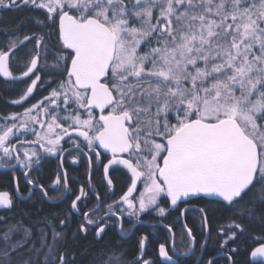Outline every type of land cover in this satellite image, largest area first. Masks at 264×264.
I'll return each mask as SVG.
<instances>
[{"label":"snow or ice","instance_id":"6c2138e0","mask_svg":"<svg viewBox=\"0 0 264 264\" xmlns=\"http://www.w3.org/2000/svg\"><path fill=\"white\" fill-rule=\"evenodd\" d=\"M21 9L34 28L0 29V79L24 86L13 105L48 94L0 116V169L23 174L27 196L12 177L17 199L39 190L41 206L15 222L0 216V264H184L182 255H195L196 264H237V242L257 228L250 256L264 264V0H0V13ZM72 150L73 163L87 159V185L80 182L77 194L67 172L63 179L57 172L56 195L49 196L31 173L45 154L60 157L62 169ZM100 165L113 194L117 166L130 174V185L93 219L103 203L92 182ZM138 182L143 190L133 197ZM69 193L75 199L65 218L44 209ZM93 195L95 206L82 211ZM13 207L10 193L0 191V209ZM169 208L200 214V254L185 225L183 254L173 233L171 251L160 243L158 257L145 258L149 233L129 259L122 241L143 215L164 218ZM217 212L228 213L229 223L209 255ZM110 228L119 239L105 240Z\"/></svg>","mask_w":264,"mask_h":264},{"label":"trees","instance_id":"16d2710c","mask_svg":"<svg viewBox=\"0 0 264 264\" xmlns=\"http://www.w3.org/2000/svg\"><path fill=\"white\" fill-rule=\"evenodd\" d=\"M3 16V19L0 20V29H3L5 31H11L13 28H15L17 25H20L21 27L27 25V29L33 30L34 26L33 24L28 21L27 17L30 15V12L28 9H21L20 11H6L1 14ZM2 34V33H0ZM23 85H11V84H5L2 79H0V116L5 115L7 113H13L17 112L18 106H13L11 104V101L13 99H17L20 95V89L23 88ZM46 93V91L44 92ZM38 98V96H33L30 101H35ZM50 174L52 175V166H50ZM85 166L78 167V180L80 182H84L86 186V175H85ZM12 177L9 172H0V190H11L12 189ZM75 192H77V186L73 188ZM63 203V205L60 204H43V207L45 210L52 209L53 207L58 210L63 211V215L59 217L60 219L65 218L68 215V208H69V199H66ZM41 206V201L35 199L33 202L25 201L22 202L17 208L13 207L11 210H5L0 209V216L8 217L12 222H15V220L23 218L22 214L24 211L28 209H32L33 211L35 208ZM187 215H192L194 217V234L197 237V247H196V255H198V248H199V242L204 239L202 230L198 231L197 229V222L199 217L198 212L190 211L187 213ZM186 215V216H187ZM25 223H28V220L25 219ZM229 223V214L228 213H220L217 212L211 217V236L207 240V254L209 255H215L219 249V242L223 239L222 236H219L218 230L221 226ZM73 226H75V217H73ZM179 229V226H178ZM151 233L149 236V242L147 244V256L145 258H151L153 256L158 257V248L160 243H165L168 247V236L169 234L162 230V229H156L154 232H145V235ZM173 233L175 236V250L184 252L181 248L186 244H188V237L186 235H181L179 233V230L175 229L173 227ZM260 235V230L254 229L252 231V237H258ZM250 237L248 234H245V237H242L240 241H238L239 245V251L235 255V260L237 261V264H249L248 262V252L258 244L253 240V238ZM117 236L116 233L113 231H108L105 240H116ZM138 238L131 237L130 239L126 241H122L124 245L128 248V258L132 259L135 255L138 254V245L136 244ZM236 245L229 244V247H235ZM169 248V247H168ZM184 260V264H194L196 260L195 255H189L186 257H182ZM204 259H207V255H205ZM218 264H223V259L218 260Z\"/></svg>","mask_w":264,"mask_h":264},{"label":"flooded vegetation","instance_id":"af4514ba","mask_svg":"<svg viewBox=\"0 0 264 264\" xmlns=\"http://www.w3.org/2000/svg\"><path fill=\"white\" fill-rule=\"evenodd\" d=\"M2 13H0L1 15ZM12 104V103H11ZM31 138V137H30ZM62 146L65 149L69 148V145L67 143H63L62 142ZM73 154L75 156H77V152L75 150H72L71 154H67L65 153L64 156V167L61 169L60 168V157H51L48 156L47 154H45L46 158L44 159V161L39 165V168L37 171H33L31 173L30 178L33 180H36L38 184H42L45 186V190H47L49 192V196H55L56 195V186L53 184V181L55 180V174L57 173V171H59L60 175H61V179H63V175L65 172H67L68 174V178H69V186L72 189L73 192L74 191V187L77 186V194H78V190L81 187V183H79L78 180V167H82L85 166V175H86V185L89 179V174L87 171L88 168V163H87V159L86 158H79L78 161L76 163H73ZM110 156V154H109ZM105 162H107V158H105ZM96 164V161L93 160V165ZM50 166H52V175L50 174L51 170H50ZM118 167V171L112 172L110 175V178L113 180V187H114V194L111 190H109L108 188V184H107V180H105L104 177V172H103V166L100 165L98 168H94L93 169V174H92V182L94 184V186L96 187V190L99 192L101 199L103 201L101 208L98 212H96L93 215V219H95L97 216H102L104 215V212L106 211V206L108 204H112L115 201H118L119 198L124 194V192L127 191V187L130 185V174H127V176L125 175V173L127 172L126 169H123L122 166H117ZM0 172H6L2 169H0ZM11 177H13V175L18 176L19 178V188L21 189V193L24 196L28 195V189H29V185H26L24 183V176L23 174L17 172V173H12L9 172ZM12 189L11 190H2V191H8L10 193V195L13 197L14 199V207L17 208L22 202L25 201H30L33 202L35 199L41 201V192L39 190L35 191V193L32 195L30 200H20L17 199V192H16V187H17V183L16 181L13 180L12 178ZM140 186V182H138L137 185V190L139 189ZM59 188L61 190H63V183L61 182V185H59ZM87 190V188H86ZM136 191L133 192V197H136ZM1 191V190H0ZM108 193L107 195H105V193ZM69 199V207L71 204V200L75 199V196L72 195L71 193L68 194V198ZM67 201L66 199L64 200V202ZM63 202V203H64ZM63 203H57L60 205H63ZM49 204V203H46ZM96 204V196L93 195L91 196V199L88 201V207L83 208L82 211H88L90 208L94 207ZM64 206V205H63ZM166 207H168V205H165ZM193 205H185V204H180L179 205V209L183 210L185 207H192ZM180 210H172L171 208H169V213L168 215H166V217L164 218H150L149 215H143L142 219L144 221V223L138 224L136 229H135V234L132 235L131 237H135V238H139L140 235L144 234L145 232H154L156 229H162L164 231H166L168 234V230L166 226H171L172 227V234H173V227L177 230H181L182 232L185 233V235L187 236V228H185V225H187L189 228H194V217L192 215H185L181 217V211ZM199 221L197 222L198 226L197 229L198 231H201L202 226H203V221L201 220V216L199 214ZM109 223H114V221H110ZM153 224V225H152ZM157 224V225H156ZM161 224V225H159ZM179 226V229H178ZM129 227V224L127 222V216L125 215V223H124V228L127 229ZM110 231H113L114 233H116L117 239H119L118 235H117V231L115 228H110ZM170 237V234H169ZM188 237V236H187ZM128 240V239H126ZM123 240V241H126ZM169 250L170 246L168 244ZM173 247V245H172ZM254 248V247H253ZM252 248V249H253ZM251 249V250H252ZM250 250V251H251ZM176 253L179 254H183L184 252L181 251H177L175 250ZM200 249L198 248V254H199ZM248 252V262L249 264H258V263H251L249 260V253ZM189 256V255H188Z\"/></svg>","mask_w":264,"mask_h":264},{"label":"rangeland","instance_id":"374dc122","mask_svg":"<svg viewBox=\"0 0 264 264\" xmlns=\"http://www.w3.org/2000/svg\"><path fill=\"white\" fill-rule=\"evenodd\" d=\"M45 91H40V92H38V93H36L34 96L36 97V96H38V98L35 100V101H28L27 103H24L23 104V107H20V106H18V105H13V106H18L19 108L17 109V112H22L23 110H24V108H27V107H29L31 104H33V103H36L38 100H40L43 96H46L48 93H47V91H46V93H44ZM18 99V98H17ZM9 114H11V113H7V114H5V115H2V116H6V115H9ZM31 138H33V137H31ZM72 157H76L74 154H73V156ZM57 172H59V171H57ZM55 175H57V173L55 174ZM55 179H56V176H55ZM61 185V184H60ZM143 190V182H140V186H139V189L137 190V192H136V197H138L139 196V194H140V191H142ZM152 216H154V217H156L157 219L158 218H161V217H159V216H156L155 215V213H152L151 214ZM198 221H199V219H198ZM228 224V223H227ZM227 224H225V225H223V226H221V227H224V226H226ZM220 227V228H221ZM179 233L181 234V235H185V233L184 232H182L181 230H179ZM168 244H170V237L168 236ZM186 248H188V244H186V246L184 245L183 246V248H181L183 251L186 249Z\"/></svg>","mask_w":264,"mask_h":264},{"label":"water","instance_id":"95a60500","mask_svg":"<svg viewBox=\"0 0 264 264\" xmlns=\"http://www.w3.org/2000/svg\"><path fill=\"white\" fill-rule=\"evenodd\" d=\"M181 217H182V215H181ZM153 225V224H152ZM157 225V224H156ZM159 225H161V224H159ZM168 230V229H167ZM169 232V231H168ZM170 234V244H169V246H170V249H172V245H173V241H172V239H171V236H172V233H169ZM258 246V245H257ZM257 246H255V247H257ZM254 247V248H255ZM251 252V251H250ZM199 254H200V251H199ZM198 254V255H199ZM188 256V255H187ZM182 257H186L185 255H182ZM249 260H250V262L251 263H258L259 264V262H260V258H252L251 256H250V253H249ZM194 264H196V260H195V262H194Z\"/></svg>","mask_w":264,"mask_h":264}]
</instances>
